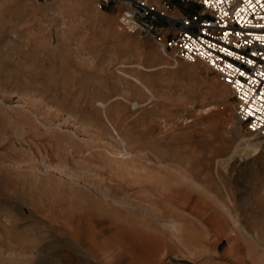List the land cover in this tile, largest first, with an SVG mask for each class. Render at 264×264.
I'll return each mask as SVG.
<instances>
[{"label": "rangeland", "instance_id": "obj_1", "mask_svg": "<svg viewBox=\"0 0 264 264\" xmlns=\"http://www.w3.org/2000/svg\"><path fill=\"white\" fill-rule=\"evenodd\" d=\"M122 10L0 0V251L35 264H264V147L244 148L255 135L233 91L123 30Z\"/></svg>", "mask_w": 264, "mask_h": 264}, {"label": "built area", "instance_id": "obj_2", "mask_svg": "<svg viewBox=\"0 0 264 264\" xmlns=\"http://www.w3.org/2000/svg\"><path fill=\"white\" fill-rule=\"evenodd\" d=\"M98 2L123 7V30L148 37L175 59L207 64L233 91L239 122L264 138V0H195L199 10L178 18L155 0Z\"/></svg>", "mask_w": 264, "mask_h": 264}, {"label": "crops", "instance_id": "obj_3", "mask_svg": "<svg viewBox=\"0 0 264 264\" xmlns=\"http://www.w3.org/2000/svg\"><path fill=\"white\" fill-rule=\"evenodd\" d=\"M188 1H189L188 3L182 4L181 0H155L157 5H159L161 8L167 9L169 14L175 18L181 17L183 14H188V13L196 12L199 10L198 6L195 4V0H188ZM114 7H120V5L116 4L114 5ZM113 220L118 221L114 218ZM128 225L136 227L139 230L140 235L146 236L155 245L160 246L161 242L163 241V239H161L160 234L156 230L151 229V227L147 225L142 226L136 223L134 224L132 223ZM146 230H148V232ZM165 251L166 250H163L159 247L155 254L156 260H159V261L165 260L164 258ZM103 255H105V252H103ZM4 256H5V253L3 251H0V264H6V263L8 264H23V263L24 264H35V262L32 259H22L21 257L20 258L13 257V258L7 259Z\"/></svg>", "mask_w": 264, "mask_h": 264}, {"label": "bare ground", "instance_id": "obj_4", "mask_svg": "<svg viewBox=\"0 0 264 264\" xmlns=\"http://www.w3.org/2000/svg\"><path fill=\"white\" fill-rule=\"evenodd\" d=\"M162 51L164 54L167 55L166 51H164V50H162ZM136 81L140 85L141 88H144L145 90L150 91L149 88L147 87V85L145 83H143L140 79L136 78ZM214 108H215L214 106L207 107L205 109V112H207V114H209V112L211 113L212 110H214ZM105 113L107 114V111H105ZM230 127H233L234 130H237V127L235 124H233V126H230ZM115 133H117L116 129H115ZM242 141L245 142L244 148H247V149L252 150V151L264 147V138H262V137L255 136L254 138H251V139L244 137V138H242ZM11 208H12L11 211L8 212V214L11 217H15V220H16V218L19 219L22 217L21 211H19L17 206L13 205ZM14 212H16V213H14ZM263 235H264V229L262 228L261 231L258 230V232H256V239L261 240Z\"/></svg>", "mask_w": 264, "mask_h": 264}, {"label": "snow or ice", "instance_id": "obj_5", "mask_svg": "<svg viewBox=\"0 0 264 264\" xmlns=\"http://www.w3.org/2000/svg\"><path fill=\"white\" fill-rule=\"evenodd\" d=\"M231 55V53H229Z\"/></svg>", "mask_w": 264, "mask_h": 264}]
</instances>
